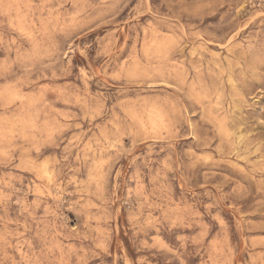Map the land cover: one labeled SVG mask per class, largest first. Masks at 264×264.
I'll return each mask as SVG.
<instances>
[{
	"label": "rangeland",
	"instance_id": "1",
	"mask_svg": "<svg viewBox=\"0 0 264 264\" xmlns=\"http://www.w3.org/2000/svg\"><path fill=\"white\" fill-rule=\"evenodd\" d=\"M0 264H264V0H0Z\"/></svg>",
	"mask_w": 264,
	"mask_h": 264
}]
</instances>
